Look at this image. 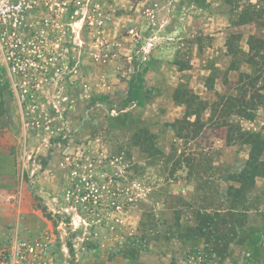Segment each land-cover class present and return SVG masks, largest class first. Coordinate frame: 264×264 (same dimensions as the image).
Returning <instances> with one entry per match:
<instances>
[{
  "label": "rangeland",
  "instance_id": "obj_1",
  "mask_svg": "<svg viewBox=\"0 0 264 264\" xmlns=\"http://www.w3.org/2000/svg\"><path fill=\"white\" fill-rule=\"evenodd\" d=\"M229 10L225 0H0V264H264V178L247 197L246 242L225 259L195 256L202 246L177 228L194 209L228 207L226 177L247 159L209 108L201 130L184 125L178 138L165 127L175 87L200 92L190 77L226 91L230 34L245 50L264 34L263 21L232 26ZM150 30L163 62L191 72L162 64L140 103L131 51ZM263 125L264 105L240 121L264 135ZM140 128L154 135V159L134 147Z\"/></svg>",
  "mask_w": 264,
  "mask_h": 264
},
{
  "label": "trees",
  "instance_id": "obj_2",
  "mask_svg": "<svg viewBox=\"0 0 264 264\" xmlns=\"http://www.w3.org/2000/svg\"><path fill=\"white\" fill-rule=\"evenodd\" d=\"M225 0L230 13L233 14L231 25L234 27L249 24L260 25L264 22V6L255 0ZM240 34H230L226 41L227 56L230 58L226 72L238 71L239 76L236 82L231 83L226 77L222 83L226 86L223 94L217 95L211 104L201 100L187 86L179 85L173 94V101L177 105L185 108L184 116L181 120L166 123L167 130L173 131L175 136L182 138L181 132L186 126L198 125V130L202 129L200 124L201 114L209 108V121L215 119V126L218 129H225V145H242L247 147V159L236 173H229L226 182L231 183L225 189L228 207L224 209L211 208L209 210L199 208L191 213V220L188 221L183 231L180 224H177L180 240L202 246L201 252L197 251L195 256L223 260L229 254V249L233 245H243L248 237L249 227L246 220L248 209L246 207L247 197L253 192L255 182L259 178H264V135L262 131H248L240 126L241 120L252 121L257 109L264 105V34L250 35L246 40L247 49L244 50L241 43ZM242 66L247 68L241 71ZM179 69H184L180 67ZM225 72V73H226ZM137 79L130 81L129 90L138 94V102L143 99L141 89H143V72H136ZM212 80L211 78L208 79ZM137 82V84H135ZM136 85V86H135ZM208 89H213L209 85ZM128 90V92H129ZM193 118V122L190 119ZM180 125L178 128L177 126ZM264 131V125H263ZM154 135L144 128L138 129L134 136V147L142 149L141 153L151 152L154 159L158 151L152 145ZM143 153V154H144ZM264 222V215L262 217ZM154 224L151 219L148 223L143 220L139 222L138 231L142 234V240L147 231L153 230ZM135 235L133 238H137ZM141 247L144 248L142 245ZM200 255V256H199ZM133 255L130 254V257Z\"/></svg>",
  "mask_w": 264,
  "mask_h": 264
},
{
  "label": "crops",
  "instance_id": "obj_3",
  "mask_svg": "<svg viewBox=\"0 0 264 264\" xmlns=\"http://www.w3.org/2000/svg\"><path fill=\"white\" fill-rule=\"evenodd\" d=\"M249 25H244V26H240V27H246V26H249ZM151 33H154V32L152 30H150V32H148V35L143 37L144 40H146L144 42V46L143 47H141V48L135 47L133 50H132V48H129L130 50H132L131 51V59H133V61H137L138 62L137 64L134 65V69H133V65H132V70H133L132 72H135V71L136 72H143L144 83L145 82L148 83L149 78H152L153 75L155 77L156 75H163L165 73V71L163 70L164 68L161 70V66H163L162 64L167 65V67H168V70L166 72L167 74L168 73L171 74V72H173V71L175 73H181L182 75H184L186 73L189 74L191 72V71H189L190 68H184V69H179L178 70L175 67V65H171V63L167 64L168 61H166L167 63L163 62V54H162L161 50L164 49V48H162V46L159 47L158 46L159 44H154L155 42H153V41L156 40L155 38H157V37L154 38L152 35H150ZM254 34H255L254 32L250 33V35H254ZM152 39H154V40H152ZM150 43H152V44H150ZM147 44H150V47L146 48ZM147 50L149 52H145ZM149 56H150V58H149ZM228 59H227L228 62L226 64V68L224 69L225 72H226V69H227V67L229 65V62H230V58H228ZM152 60L153 61H157L159 63V67L157 68V71L153 70L154 67L152 68L150 63H149ZM135 68H136V70H135ZM171 68L173 69V71L171 70ZM221 69H223V67H221ZM240 70L241 71H246L247 68L245 66H242V68ZM225 74H226L227 79L229 81H232V82H236L237 79H238V76H239V72L238 71H230V72H226ZM206 76H208V75L207 74H202L201 77L200 76H193V77H190V78H193L192 83L196 82V86L200 87V89H201L200 92H197V91L193 90V93L195 95H197L201 100L211 104V103H213L215 101L217 95L222 94V89L221 88H215V89L210 90V89L205 88L204 87V77H206ZM166 81H167V79H166ZM192 83H190L189 85H192ZM176 88H177V86L175 87V89L172 91V93L168 97V100L172 103V106H171L172 108L176 107V109H178V113H176L177 116H173L172 119H169V116H167V119L170 120V122H168V123H171L173 121L181 119L184 116V113H185L184 106L177 105L173 101V94H174ZM141 107L142 106H140L138 108H141ZM190 120H193V118L190 119ZM257 186H258V179L255 182V187H257Z\"/></svg>",
  "mask_w": 264,
  "mask_h": 264
},
{
  "label": "built area",
  "instance_id": "obj_4",
  "mask_svg": "<svg viewBox=\"0 0 264 264\" xmlns=\"http://www.w3.org/2000/svg\"><path fill=\"white\" fill-rule=\"evenodd\" d=\"M12 6H13V5H12ZM20 9H22V7H21Z\"/></svg>",
  "mask_w": 264,
  "mask_h": 264
}]
</instances>
